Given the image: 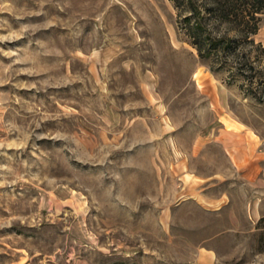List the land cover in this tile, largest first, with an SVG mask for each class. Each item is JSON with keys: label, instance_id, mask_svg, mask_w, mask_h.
Wrapping results in <instances>:
<instances>
[{"label": "rangeland", "instance_id": "rangeland-1", "mask_svg": "<svg viewBox=\"0 0 264 264\" xmlns=\"http://www.w3.org/2000/svg\"><path fill=\"white\" fill-rule=\"evenodd\" d=\"M236 80L171 0H0V264H264V103Z\"/></svg>", "mask_w": 264, "mask_h": 264}, {"label": "trees", "instance_id": "trees-1", "mask_svg": "<svg viewBox=\"0 0 264 264\" xmlns=\"http://www.w3.org/2000/svg\"><path fill=\"white\" fill-rule=\"evenodd\" d=\"M178 28L213 72L240 77L244 93L264 103V46L260 29L264 0H171ZM256 86V87H254Z\"/></svg>", "mask_w": 264, "mask_h": 264}, {"label": "crops", "instance_id": "crops-1", "mask_svg": "<svg viewBox=\"0 0 264 264\" xmlns=\"http://www.w3.org/2000/svg\"><path fill=\"white\" fill-rule=\"evenodd\" d=\"M232 120L231 122L233 123L234 120H233V117H231ZM223 133V132H222ZM234 133L232 131H228L226 129H224V133L220 135V138L223 139L224 136H227V135H233ZM264 185V184H263ZM258 199V200H257ZM252 198V200H250V202L248 203L247 205V209H248V213H249V216L251 219L253 220H258L260 215H261V212H262V202L260 201L259 197L258 198ZM206 204H215L216 203V207L215 208H212L211 210L214 211V210H220L221 207H226L227 205V201L228 200H224V198L222 197H218V198H203L202 199ZM201 202V201H200ZM199 202V203H200ZM224 203V204H223ZM206 209V208H205ZM208 209V208H207Z\"/></svg>", "mask_w": 264, "mask_h": 264}]
</instances>
